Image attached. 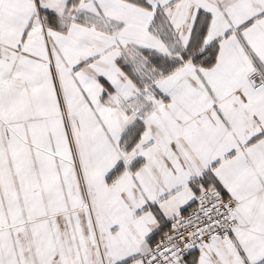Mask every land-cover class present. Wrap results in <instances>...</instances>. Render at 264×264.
<instances>
[{"label": "snow or ice", "instance_id": "snow-or-ice-1", "mask_svg": "<svg viewBox=\"0 0 264 264\" xmlns=\"http://www.w3.org/2000/svg\"><path fill=\"white\" fill-rule=\"evenodd\" d=\"M0 264H264V0H0Z\"/></svg>", "mask_w": 264, "mask_h": 264}]
</instances>
